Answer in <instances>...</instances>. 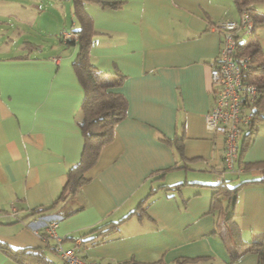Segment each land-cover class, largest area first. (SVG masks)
I'll return each mask as SVG.
<instances>
[{
	"label": "crops",
	"instance_id": "1",
	"mask_svg": "<svg viewBox=\"0 0 264 264\" xmlns=\"http://www.w3.org/2000/svg\"><path fill=\"white\" fill-rule=\"evenodd\" d=\"M105 1L120 5L85 4L94 29L89 57L107 79L122 77L111 91L125 99L126 115L81 190L35 216L32 210L53 206L60 197L84 147V89L73 67L79 47L61 41L64 31L79 27L73 8L72 27L58 34L63 51L0 58V242L45 249L51 264L54 256L64 264L59 250L47 247L58 245L55 236L63 249L97 264H173L200 257L206 259L191 264H229L228 248L237 239L264 240L262 185L245 184L238 193L237 238L229 230L221 237L224 216L211 210L220 181L235 187L260 177L256 169L226 171L224 140L205 124L215 100L210 69L223 40L214 27L239 21L241 14L233 0ZM254 8L264 13V0ZM257 37L264 60V24ZM242 161H264V123ZM142 202L144 212L137 210ZM134 210L118 231L97 229ZM0 264L17 263L0 250ZM233 264H258V256L247 252Z\"/></svg>",
	"mask_w": 264,
	"mask_h": 264
},
{
	"label": "trees",
	"instance_id": "2",
	"mask_svg": "<svg viewBox=\"0 0 264 264\" xmlns=\"http://www.w3.org/2000/svg\"><path fill=\"white\" fill-rule=\"evenodd\" d=\"M73 13L79 25L73 32L78 34V38L63 41L68 47L78 46L79 51L73 64L74 70L84 89V99L81 107L79 127L84 140V147L79 162L71 166L67 172V183L62 194L48 208H38L31 211V215L43 214L54 209L59 202L67 201L75 196L81 188L88 182L86 173L97 163L100 152L104 146L113 141L116 125L125 117L127 104L122 95L111 91L113 86H118L123 81L120 79H107V77L96 69L90 61V48L93 45L94 29L90 16L85 11L86 3H95L102 8H115L120 5L119 2H109L105 0H70ZM239 14L247 12L254 22V31L245 41H239L237 50L240 54L250 58L249 66L242 74V83L245 88L248 86L256 87V96L251 104L248 94L242 98V105L245 114H249L250 121L245 127H242L241 136L238 140L237 157L234 160L235 170L239 173L248 172L252 169L260 171V177L257 180L246 181L238 186H229L226 180L220 181L214 186L212 194L211 210L218 211L224 216L221 224V237L227 236L225 232L229 230L230 236H239L240 230L234 221V205L238 193L243 185L257 183L264 187V161L255 163H243L242 158L249 149L251 143L259 132V126L264 123V60L260 56L261 47L257 37V30L264 24V13L258 12L254 8V3L259 0H233ZM240 38V37H239ZM237 38V39H239ZM212 133V132H211ZM214 134V133H213ZM216 135V134H215ZM225 147L223 150L222 162L225 166ZM165 190H171L170 187H164ZM137 210L144 212V202L140 204ZM137 210L131 212L127 217L117 222H110L100 226L99 229L109 231H118L122 221L137 214ZM141 214V213H140ZM49 236L46 233L41 234ZM95 238H93L94 240ZM49 249L53 247L56 250L58 245L48 243ZM2 250L9 258L17 264H51L52 260L47 257L45 249H14L7 244L0 242ZM230 263L233 264L241 259L247 252H254L258 256V264H264V240L255 237L250 242L236 240L233 248H228ZM61 257V256H60ZM62 259V258H61ZM206 258H180L173 264H191L198 263ZM124 264H140L136 261H129Z\"/></svg>",
	"mask_w": 264,
	"mask_h": 264
},
{
	"label": "built area",
	"instance_id": "3",
	"mask_svg": "<svg viewBox=\"0 0 264 264\" xmlns=\"http://www.w3.org/2000/svg\"><path fill=\"white\" fill-rule=\"evenodd\" d=\"M214 30L222 34L223 40L221 51L210 69L215 100L212 109L206 115L205 124L209 132L224 140L226 171L238 172L234 167L238 140L242 127L247 126L250 121L249 114L244 113L242 98L247 93L252 104L257 90L253 85L247 88L243 86L242 74L247 70L250 58L240 54L237 46L241 38L247 40L252 35L254 22L247 12H243L239 21H222L214 27ZM61 37L64 41H68L78 38V34L64 31ZM54 61L58 63V59ZM54 227L55 224L51 223L47 232L53 233ZM55 238L64 264H97L82 258L75 249H63L60 242L62 239L57 236Z\"/></svg>",
	"mask_w": 264,
	"mask_h": 264
},
{
	"label": "rangeland",
	"instance_id": "4",
	"mask_svg": "<svg viewBox=\"0 0 264 264\" xmlns=\"http://www.w3.org/2000/svg\"><path fill=\"white\" fill-rule=\"evenodd\" d=\"M72 21L70 0H0V58L21 52L58 54L63 51L58 34L65 27L70 30ZM34 45L42 46L41 51L32 50ZM54 260L57 264L56 256Z\"/></svg>",
	"mask_w": 264,
	"mask_h": 264
}]
</instances>
